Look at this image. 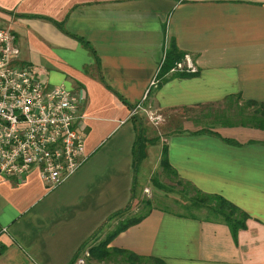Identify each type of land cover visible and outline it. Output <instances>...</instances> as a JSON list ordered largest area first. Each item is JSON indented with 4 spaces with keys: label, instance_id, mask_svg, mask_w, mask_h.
I'll return each mask as SVG.
<instances>
[{
    "label": "crops",
    "instance_id": "crops-1",
    "mask_svg": "<svg viewBox=\"0 0 264 264\" xmlns=\"http://www.w3.org/2000/svg\"><path fill=\"white\" fill-rule=\"evenodd\" d=\"M0 26L14 34L20 65L86 96V159L72 175L55 187L37 168L0 180V264H71L113 213L148 191L150 174L136 182L154 145L135 114L143 103L166 116L153 168L166 147L179 180L249 217L233 237L224 222L153 205L107 246L165 264H264V129H195L185 116L231 96L264 102V0H0ZM171 44L196 73L162 70ZM139 134L146 157L136 163Z\"/></svg>",
    "mask_w": 264,
    "mask_h": 264
},
{
    "label": "built area",
    "instance_id": "built-area-1",
    "mask_svg": "<svg viewBox=\"0 0 264 264\" xmlns=\"http://www.w3.org/2000/svg\"><path fill=\"white\" fill-rule=\"evenodd\" d=\"M170 73L193 74L196 65L183 56ZM82 89L47 84L27 65L19 64L12 31L0 26V180L22 179L37 168L50 187L60 185L84 162V135L78 130ZM89 251L71 264H85Z\"/></svg>",
    "mask_w": 264,
    "mask_h": 264
},
{
    "label": "rangeland",
    "instance_id": "rangeland-1",
    "mask_svg": "<svg viewBox=\"0 0 264 264\" xmlns=\"http://www.w3.org/2000/svg\"><path fill=\"white\" fill-rule=\"evenodd\" d=\"M141 107L143 109H141ZM137 106L135 110L136 115L142 117L144 125L148 128L147 135L153 139L151 147L148 148V159L144 163H140L138 165V170L136 174V182L137 185L142 182V178L145 179L148 174L151 176V180L147 182L148 191L143 192V195L137 196L138 201H133L129 205V208L124 211L119 216H115L112 219L107 220V222L95 233V235L89 240V245L87 244L86 250L89 251V247L97 244L101 240H103L108 233H110L113 229H115L116 225L119 221L137 216L153 205L162 207L167 211H176L186 215H196L199 217H206L207 212L204 208H197L192 204V198L195 196V191L193 188L179 180L172 171L166 170L160 164L157 169L153 168V165L157 166V153H159V146L157 140L159 139V132H163V126L166 122V116L159 111H152L151 106L144 105ZM229 104L227 102L217 104L215 106H205L202 109H191L186 111L185 116L189 118V120L193 121L195 124L193 128L199 129L203 128L206 130L214 129L217 126H220V122L218 121V117L215 119L217 115H221V113L228 109ZM249 109H252L249 108ZM223 119V118H222ZM233 122H247L248 118L238 117V118H229ZM176 124H180L183 121L181 118H176ZM160 126V130L156 127ZM162 134V133H161ZM156 143V144H155ZM150 146V145H149ZM139 188V187H137ZM144 189V188H143ZM138 194L141 189H138ZM82 249L81 252H85L86 250ZM85 264H158L149 260H144L141 262H134L124 259L121 256H113L112 258H108L102 261L95 260L94 258L89 256L87 257Z\"/></svg>",
    "mask_w": 264,
    "mask_h": 264
},
{
    "label": "trees",
    "instance_id": "trees-1",
    "mask_svg": "<svg viewBox=\"0 0 264 264\" xmlns=\"http://www.w3.org/2000/svg\"><path fill=\"white\" fill-rule=\"evenodd\" d=\"M182 57L183 55L178 51L177 47L174 44H171L169 49L165 52V59L161 67L162 70L169 71L173 64ZM225 102L229 104L227 111L224 110L221 115H217L215 117V119L218 117L220 124L223 126H248L264 129V102H258L251 99L246 100L241 98V96H231L227 98ZM251 107L252 109H249ZM231 117H243L248 118L249 120L247 122H233L229 119ZM146 144L147 141L145 137L139 134L134 147V157L136 163H139L146 157ZM161 165L164 169L173 172L168 164L166 147H163L162 149ZM191 187L195 191V196L192 198V204L197 208H204L206 210V219L226 223L229 226L233 237H236L237 231L245 227V222L249 215L221 195L202 192L194 186ZM129 205L113 213L107 220L122 214L129 208ZM148 211L149 209L137 216L119 221L115 229L108 233L103 240L89 247L90 257L95 260L102 261L118 255L124 257L126 260L134 261L135 263L149 260L154 263L165 264L162 260L157 258H146L125 250L110 248L107 246L110 241L118 235V233L143 219L147 215Z\"/></svg>",
    "mask_w": 264,
    "mask_h": 264
}]
</instances>
